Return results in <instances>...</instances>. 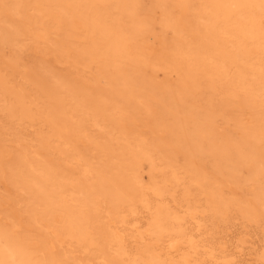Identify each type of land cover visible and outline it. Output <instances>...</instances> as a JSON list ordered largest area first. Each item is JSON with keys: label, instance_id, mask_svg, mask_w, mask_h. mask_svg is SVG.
Segmentation results:
<instances>
[{"label": "rangeland", "instance_id": "rangeland-1", "mask_svg": "<svg viewBox=\"0 0 264 264\" xmlns=\"http://www.w3.org/2000/svg\"><path fill=\"white\" fill-rule=\"evenodd\" d=\"M199 42L264 64V40L212 0H0V264H130L112 236L133 246L149 216L140 144L174 202L230 209L200 215L196 238L264 264V108L214 77Z\"/></svg>", "mask_w": 264, "mask_h": 264}, {"label": "bare ground", "instance_id": "bare-ground-1", "mask_svg": "<svg viewBox=\"0 0 264 264\" xmlns=\"http://www.w3.org/2000/svg\"><path fill=\"white\" fill-rule=\"evenodd\" d=\"M212 1L222 12L233 17L234 24L239 27L244 35L264 40V0H241L238 7H234L231 4H225L222 0ZM201 25L205 32V35L203 36L204 38H202L204 41L208 32L211 31L213 17L209 15L206 18L201 19ZM189 30L191 31L190 27ZM122 44L124 45L123 41L120 40L118 45ZM198 46L201 56L210 63L214 77L230 87L231 90L236 91V98H243V100L244 98H252L258 103V106L264 108V64H258L245 57L242 53V46L238 44L230 46L229 49L222 50L221 52L223 55L220 51L212 49L207 42H199ZM251 51L253 50L251 49ZM145 141L144 143H146ZM139 148L142 152L140 150L138 151L144 153L147 158L146 160H149L148 168H150V177H147L144 174L140 176L142 190L141 203L148 211L149 216H147L148 218H146L145 222L141 225V222H136L134 229H136L135 231L140 237H137L139 239L136 243H132H135L133 246L129 247V245H126V240L119 232V228H113L114 235L112 237L114 245L117 248L115 253L122 257H128L130 264H212V261L215 264H219L215 262L218 260H221V264H233L230 258H227L225 255H223V258L218 259L217 257L220 255H215L216 252H214V248H209L210 244H208L209 242L207 240L196 238L198 236L195 231L200 232L204 226L201 222L202 218L200 215L211 211L206 207H201L202 205L194 204L191 200L174 202L169 192L170 188L172 189V186L156 183L153 185V182L156 179L155 173L157 172L156 160L151 152L143 150L141 144L139 145ZM147 172H149V170ZM175 179L178 182L179 178L177 175H175ZM215 195H217V193ZM171 203H176L174 204L176 206L173 204L171 205ZM204 206H206V204ZM234 206L237 205L235 204ZM212 207L215 212H211L213 216H209L213 217L212 220L217 218L219 222L225 220L230 211V209L228 210V207L224 205L221 207L217 204V206L214 205ZM244 216L248 217L252 222L257 221L260 218L255 212L245 213ZM206 217H208V215ZM192 220L197 224L195 229L187 226L188 222H194ZM214 221L215 220L212 222ZM215 222L218 224L217 220ZM137 234L135 233V235ZM133 238H135V236H133ZM59 243L64 245L63 241H60ZM163 243L168 244V247L171 248H169L170 251L168 253H164ZM241 243L244 244L245 242L241 241ZM221 247V251L226 248L225 245L222 244ZM201 248L207 249L203 250L205 256H203ZM171 250L174 252H171ZM262 258L264 259V254L262 255Z\"/></svg>", "mask_w": 264, "mask_h": 264}]
</instances>
